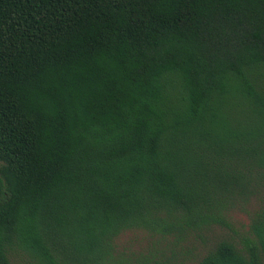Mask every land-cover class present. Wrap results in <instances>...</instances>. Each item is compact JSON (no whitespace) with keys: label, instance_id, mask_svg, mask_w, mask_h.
<instances>
[{"label":"trees","instance_id":"trees-1","mask_svg":"<svg viewBox=\"0 0 264 264\" xmlns=\"http://www.w3.org/2000/svg\"><path fill=\"white\" fill-rule=\"evenodd\" d=\"M263 186L264 0H0V264H131ZM252 228L197 264H263Z\"/></svg>","mask_w":264,"mask_h":264},{"label":"rangeland","instance_id":"rangeland-1","mask_svg":"<svg viewBox=\"0 0 264 264\" xmlns=\"http://www.w3.org/2000/svg\"><path fill=\"white\" fill-rule=\"evenodd\" d=\"M263 207L264 186L251 196L246 205H237L229 212V227H214L213 231L203 236V241L195 237L174 244L171 238L162 240L146 231L130 230L116 238V249L131 264L142 262L144 258L150 259L148 264H153L155 260H166L167 264H197L210 245L220 237L230 238L238 248L247 239L255 238L252 224Z\"/></svg>","mask_w":264,"mask_h":264}]
</instances>
